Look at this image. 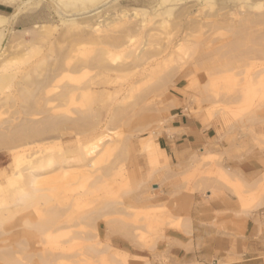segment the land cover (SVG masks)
I'll use <instances>...</instances> for the list:
<instances>
[{"label": "rangeland", "instance_id": "rangeland-1", "mask_svg": "<svg viewBox=\"0 0 264 264\" xmlns=\"http://www.w3.org/2000/svg\"><path fill=\"white\" fill-rule=\"evenodd\" d=\"M20 2L0 0V15L10 17ZM36 4L33 12L29 7L17 11L14 32L38 31L39 26H45L51 28L53 41L64 36L67 24L52 5ZM239 5L229 1L224 6ZM243 5L252 14L264 11V5L254 9ZM206 32L210 41L222 44L209 61L205 94L200 92L204 81L186 83L182 77L185 69L177 67L176 73L175 65L182 64L179 59L170 64L175 67L169 66L172 73L166 68L170 80L163 85L167 90L162 88L168 97L159 95L151 105L136 97L122 103L123 94L101 99L94 104L99 110L96 116L80 117L96 124L84 132L70 128L69 123L79 116L73 114L72 99L67 98L64 157L47 162L41 170L49 200L44 208L21 211L1 224L0 249L14 242L40 248L38 240L46 235L39 236L29 224L53 217L51 225L58 229L49 236L47 245L70 247L68 254L72 255L90 253L83 264H264V23L236 38L225 24ZM229 40L239 46L231 49ZM208 49H215V45ZM191 52L181 56L183 62ZM259 72L261 78L247 81L249 75ZM255 79L263 83H256L262 93L255 90ZM119 82L125 84L126 80ZM115 85L110 92L119 88ZM247 85L254 98L244 96ZM102 90L100 87L97 92ZM257 92L260 98L259 93L255 96ZM234 93L238 98L231 102ZM10 111L0 118L13 116ZM179 111L214 129L209 146L195 152L183 168L169 165L158 144L172 113ZM149 128L155 136L153 145L142 150L141 138L149 136ZM79 137L98 145L92 158L78 157L77 149L84 143L77 141ZM48 146L55 157L54 140ZM0 152L6 154L0 157V171L9 169L8 152ZM244 160H258L260 172L255 179L238 173L236 164ZM220 205H224L223 213ZM74 232H79L78 238L72 237ZM92 249L96 252H88ZM74 262V258L66 260V264Z\"/></svg>", "mask_w": 264, "mask_h": 264}, {"label": "bare ground", "instance_id": "bare-ground-1", "mask_svg": "<svg viewBox=\"0 0 264 264\" xmlns=\"http://www.w3.org/2000/svg\"><path fill=\"white\" fill-rule=\"evenodd\" d=\"M229 1L240 5L224 6ZM40 2L52 5L63 24H67L64 36H58L56 41L52 40L54 37L51 39V28L45 26H39L38 31L14 32L17 11L29 7L33 12ZM243 4L258 8L264 5V0H21L10 17L0 15V117L13 110L10 118H0V151L6 150L11 160L9 169L0 171V225L21 211L34 207L40 210L47 204L50 196L41 170L47 162L64 157L67 98L72 99L70 106L74 112L71 111L79 116L69 126L84 132L96 126L89 118L99 112L94 104L101 99L123 94L122 103L136 97L151 105L153 98L165 94L162 87L165 90L167 86L163 85L170 80L166 72L179 59L182 64L175 67L185 69L182 77L186 83L204 81L200 92L205 94L209 61L222 44L210 41L206 31L221 29L225 24L236 38L264 23V11L252 14ZM216 5L221 8L214 9ZM234 18L239 21L234 23ZM228 44L231 49L239 46L231 40ZM210 45H215V49L209 50ZM187 51L192 52L183 62L181 56ZM175 71L178 73V68ZM262 72L249 75L247 81L261 78ZM235 76L232 73V78ZM121 80L126 83H120ZM255 80H258L255 84L259 82ZM263 83L259 82L258 86ZM115 84L119 88L110 92ZM248 84L259 91L257 84ZM248 86L244 96L250 94ZM100 87L103 90L97 92ZM253 94L250 99L254 98ZM237 98L234 93L230 100L234 102ZM127 111L124 112L128 114ZM85 115L89 118H80ZM148 133L149 136L141 138L142 150L153 145L154 132L150 129ZM83 138L77 139L84 142L79 145L77 155L80 159H90L98 151V145L89 144L90 138L85 143L88 140ZM50 140H54L55 157L48 146ZM4 156L0 152V157ZM52 220L53 217H47L28 223L39 236L46 235L38 240L40 248L24 242L10 243L0 249V264H66L72 258L73 264H83L89 260L90 253L80 251L72 255L68 254L70 247L47 245L49 236L58 229L51 225ZM78 233L74 232L72 237L78 238Z\"/></svg>", "mask_w": 264, "mask_h": 264}, {"label": "crops", "instance_id": "crops-1", "mask_svg": "<svg viewBox=\"0 0 264 264\" xmlns=\"http://www.w3.org/2000/svg\"><path fill=\"white\" fill-rule=\"evenodd\" d=\"M166 130L158 139V144L168 157L167 163L175 168L185 167L195 152L208 147L214 131L212 127H205L200 120L187 117L181 111L172 113ZM257 161L244 160L236 164L240 176L248 180L259 176L260 165ZM219 211L222 213L225 211L224 205H220ZM249 225L250 220L246 223V232Z\"/></svg>", "mask_w": 264, "mask_h": 264}]
</instances>
